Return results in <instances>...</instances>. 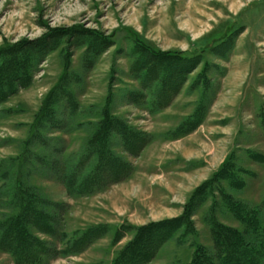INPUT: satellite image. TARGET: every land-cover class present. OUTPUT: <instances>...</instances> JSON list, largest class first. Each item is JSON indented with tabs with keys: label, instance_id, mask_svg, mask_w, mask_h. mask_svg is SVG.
<instances>
[{
	"label": "rangeland",
	"instance_id": "374dc122",
	"mask_svg": "<svg viewBox=\"0 0 264 264\" xmlns=\"http://www.w3.org/2000/svg\"><path fill=\"white\" fill-rule=\"evenodd\" d=\"M213 224L264 264V0H0V264H192Z\"/></svg>",
	"mask_w": 264,
	"mask_h": 264
},
{
	"label": "trees",
	"instance_id": "16d2710c",
	"mask_svg": "<svg viewBox=\"0 0 264 264\" xmlns=\"http://www.w3.org/2000/svg\"><path fill=\"white\" fill-rule=\"evenodd\" d=\"M40 117L41 115L39 118ZM225 165L226 163L222 165L219 173L220 171H223ZM235 210H239L238 204H236ZM254 216L255 215L252 213L245 216L250 224L251 230H255L256 222H258V218H255ZM213 226V229L218 233L215 244L218 245V243L225 237V241L222 242L224 245L215 250L216 254L214 253V258H210L209 256H206V254L204 255V251H197L196 255L193 257L192 264H260L259 261L254 258V254H251L252 246L247 240L242 241L240 238L234 236V230L214 224ZM252 257L254 259H252ZM122 261H124V259Z\"/></svg>",
	"mask_w": 264,
	"mask_h": 264
}]
</instances>
